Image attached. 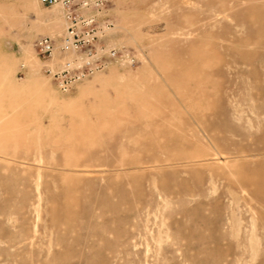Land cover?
I'll return each instance as SVG.
<instances>
[{
    "label": "rangeland",
    "instance_id": "374dc122",
    "mask_svg": "<svg viewBox=\"0 0 264 264\" xmlns=\"http://www.w3.org/2000/svg\"><path fill=\"white\" fill-rule=\"evenodd\" d=\"M97 15L135 63L61 93V10L0 0V264H264V0Z\"/></svg>",
    "mask_w": 264,
    "mask_h": 264
},
{
    "label": "built area",
    "instance_id": "2783aa9c",
    "mask_svg": "<svg viewBox=\"0 0 264 264\" xmlns=\"http://www.w3.org/2000/svg\"><path fill=\"white\" fill-rule=\"evenodd\" d=\"M47 8L58 7L65 25L58 42L49 36L35 42L36 54L50 61L55 55L60 62L56 67H46L56 89L68 93L75 84L101 71L113 60L134 65L133 55L125 50L105 45L103 38L111 29L109 20L97 13L105 6V0H38Z\"/></svg>",
    "mask_w": 264,
    "mask_h": 264
}]
</instances>
